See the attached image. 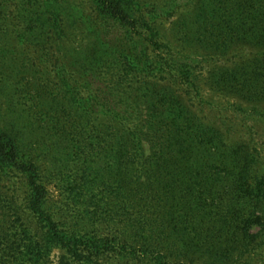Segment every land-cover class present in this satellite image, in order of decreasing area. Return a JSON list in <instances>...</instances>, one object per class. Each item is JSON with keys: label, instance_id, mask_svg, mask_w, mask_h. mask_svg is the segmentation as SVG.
Wrapping results in <instances>:
<instances>
[{"label": "rangeland", "instance_id": "374dc122", "mask_svg": "<svg viewBox=\"0 0 264 264\" xmlns=\"http://www.w3.org/2000/svg\"><path fill=\"white\" fill-rule=\"evenodd\" d=\"M62 1L70 9L62 21L65 30L58 52L49 44L39 49L19 43L16 37L23 31L17 15L20 5L10 1L7 8H0V23L6 24L8 33L0 36V68L5 70L0 87L10 92L17 89L11 101L2 96L0 125L16 133L22 155L36 164L46 205L60 230L102 238L117 234V224L105 216L112 204L101 185L107 187L115 180L128 183L140 176L135 164L142 162L139 149L152 158L158 152L152 135H222L227 145L245 144L264 162V105L257 109L262 116L245 113L253 105L217 85L220 72L257 59L263 48L233 41L224 54L210 51L204 37L212 28L201 26L196 18L202 10L200 0H134L139 17L157 34L162 45L159 52L146 49L142 40L137 42L136 32L128 36L131 41H124L125 28L102 21L90 0ZM97 32L133 53L135 67L123 76L109 74L106 85L70 66L75 59L92 55L87 48ZM19 52L29 59L30 71L24 78L15 75ZM55 84L66 86L65 92L59 94L52 87ZM137 140L140 147L135 145ZM117 148L118 153H125L123 165L113 157ZM0 189L24 206L28 189L17 172H7ZM21 223L32 233L38 229L28 212ZM150 224L145 229L123 230L117 239L127 243V251L111 253L99 264H149L136 257L153 251L155 241H151L160 228ZM62 255V250L53 248L46 260L55 264ZM201 255L189 253L188 259L193 264H211ZM238 264H264V247Z\"/></svg>", "mask_w": 264, "mask_h": 264}, {"label": "trees", "instance_id": "16d2710c", "mask_svg": "<svg viewBox=\"0 0 264 264\" xmlns=\"http://www.w3.org/2000/svg\"><path fill=\"white\" fill-rule=\"evenodd\" d=\"M10 1L21 8L17 14L23 29L16 37L19 43L39 49L49 44L60 51L65 30L62 21L70 8L62 0H0V8H7ZM90 1L102 21H113L125 28L128 35L124 41H131L128 36L136 32L137 42L142 40L146 49L161 50L157 34L139 17L134 0ZM200 3L202 10L196 18L201 26L212 28L204 37L210 51L224 54L233 41L264 49V0ZM5 29L6 24L3 27L0 23V36L7 37ZM126 49L122 43H112L97 32L87 48L92 55L75 59L70 66L84 75L95 76L104 85L110 80L109 74L123 76L135 67L133 53ZM18 56L20 65L15 75L24 78L30 71L29 59L20 52ZM258 56L236 70L220 72L217 85L233 90L253 105L243 112L262 116L257 109L264 105V50ZM3 68L0 76L5 73ZM52 87L59 94L66 90L62 84ZM16 90L7 91L2 85L0 106L2 96L11 101ZM155 126L159 128V123L154 129ZM156 131L161 133V129ZM164 134L152 135L153 148L158 150L153 158L139 149L142 162L135 164L140 176H133L128 183L115 180L107 187L106 183L101 185L112 204L105 216L117 224V234L102 238L68 234L59 229L46 205V191L39 183L36 164L22 155L23 145L16 133L0 125V180L7 172L15 171L28 189L23 207L0 189V264H51L46 258L53 248L64 252L55 264H99L111 253L127 251V243L117 239L123 230L145 229L150 223L159 224L160 228L156 240L151 241L155 245L143 258L136 257L138 260L145 258L149 264H193L188 254L200 253L211 264L248 261L264 247V162L249 152L245 144L227 145L222 135ZM140 143L137 140L135 145L140 147ZM118 151L114 150L113 157L123 165L125 153ZM135 164L131 163V167ZM25 212L37 221L35 233L22 226ZM178 258L181 259L177 261Z\"/></svg>", "mask_w": 264, "mask_h": 264}]
</instances>
